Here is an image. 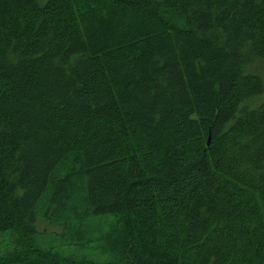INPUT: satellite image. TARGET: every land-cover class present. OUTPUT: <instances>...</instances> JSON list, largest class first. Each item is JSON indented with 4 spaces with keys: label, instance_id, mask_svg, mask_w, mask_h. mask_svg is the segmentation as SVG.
I'll return each instance as SVG.
<instances>
[{
    "label": "trees",
    "instance_id": "obj_1",
    "mask_svg": "<svg viewBox=\"0 0 264 264\" xmlns=\"http://www.w3.org/2000/svg\"><path fill=\"white\" fill-rule=\"evenodd\" d=\"M264 0H0V264H264Z\"/></svg>",
    "mask_w": 264,
    "mask_h": 264
},
{
    "label": "rangeland",
    "instance_id": "obj_2",
    "mask_svg": "<svg viewBox=\"0 0 264 264\" xmlns=\"http://www.w3.org/2000/svg\"><path fill=\"white\" fill-rule=\"evenodd\" d=\"M248 70L258 73L264 80V64L262 62L257 61L251 64Z\"/></svg>",
    "mask_w": 264,
    "mask_h": 264
}]
</instances>
